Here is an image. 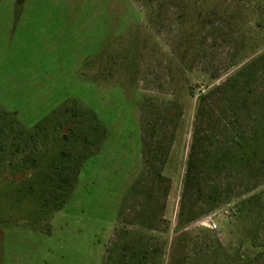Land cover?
Instances as JSON below:
<instances>
[{
  "label": "rangeland",
  "instance_id": "1",
  "mask_svg": "<svg viewBox=\"0 0 264 264\" xmlns=\"http://www.w3.org/2000/svg\"><path fill=\"white\" fill-rule=\"evenodd\" d=\"M253 141L186 185L192 153ZM246 249L264 264V0H0V264Z\"/></svg>",
  "mask_w": 264,
  "mask_h": 264
},
{
  "label": "trees",
  "instance_id": "2",
  "mask_svg": "<svg viewBox=\"0 0 264 264\" xmlns=\"http://www.w3.org/2000/svg\"><path fill=\"white\" fill-rule=\"evenodd\" d=\"M21 1V0H20ZM255 140V138H254ZM255 141L251 143H236L232 145L233 150L230 153L221 152L217 153L213 159H210L208 162L205 158L199 157L198 155L191 154L188 163H187V172H186V185L189 184L197 177V175L201 172L200 170H204L207 167H210V170H221L226 168L230 164H242L257 155L256 152L249 151V146L253 145ZM195 148V146H194ZM261 160V159H260ZM59 207L56 208V210ZM250 251L248 249L244 251H238L236 260L237 264H249L250 263Z\"/></svg>",
  "mask_w": 264,
  "mask_h": 264
},
{
  "label": "water",
  "instance_id": "3",
  "mask_svg": "<svg viewBox=\"0 0 264 264\" xmlns=\"http://www.w3.org/2000/svg\"><path fill=\"white\" fill-rule=\"evenodd\" d=\"M16 179H20V175L19 174L16 175Z\"/></svg>",
  "mask_w": 264,
  "mask_h": 264
},
{
  "label": "built area",
  "instance_id": "4",
  "mask_svg": "<svg viewBox=\"0 0 264 264\" xmlns=\"http://www.w3.org/2000/svg\"><path fill=\"white\" fill-rule=\"evenodd\" d=\"M216 226H217L216 224H213V225H212L213 228H216Z\"/></svg>",
  "mask_w": 264,
  "mask_h": 264
}]
</instances>
